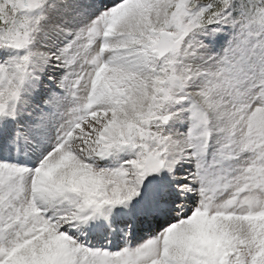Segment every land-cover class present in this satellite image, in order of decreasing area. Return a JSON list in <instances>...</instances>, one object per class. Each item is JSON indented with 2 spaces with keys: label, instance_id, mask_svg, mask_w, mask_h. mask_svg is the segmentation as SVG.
<instances>
[{
  "label": "snow or ice",
  "instance_id": "6c2138e0",
  "mask_svg": "<svg viewBox=\"0 0 264 264\" xmlns=\"http://www.w3.org/2000/svg\"><path fill=\"white\" fill-rule=\"evenodd\" d=\"M0 264H264V0H0Z\"/></svg>",
  "mask_w": 264,
  "mask_h": 264
}]
</instances>
